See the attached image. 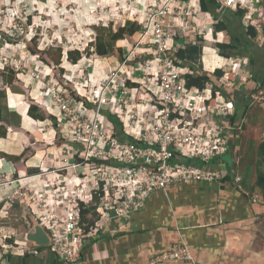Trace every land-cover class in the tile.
I'll return each mask as SVG.
<instances>
[{
	"label": "built area",
	"instance_id": "1",
	"mask_svg": "<svg viewBox=\"0 0 264 264\" xmlns=\"http://www.w3.org/2000/svg\"><path fill=\"white\" fill-rule=\"evenodd\" d=\"M24 1L0 0V34L7 35L5 44L11 39L25 47L13 56L1 48L0 66L43 83L42 95L61 116L55 122L56 134L44 138L59 146L61 166L50 171L54 178H47L44 172L37 175L48 184L46 192L37 194L27 188L18 189L14 195L26 202L36 223L46 231L50 238L46 247L62 262L76 264L85 247L106 230L114 235L126 228L152 193L172 184L221 180L211 162L232 151V138L243 133L244 121L240 125L232 123L236 108L222 90L210 85L203 90L188 89L182 70L175 65L172 55L185 47L179 36L185 37L192 30L196 39L209 31L205 26L203 33L191 19L205 20L188 0H140L150 11L143 24L139 23L143 39L111 73L98 62L88 72L67 71L70 93L61 91L38 62L31 64L33 55L26 40L39 35L34 33V24L27 25L29 9L23 5L20 10ZM216 4L220 10L245 12L242 23L246 31L261 28L262 0H216ZM139 17L135 14L134 20ZM90 43L80 51H93ZM62 48L69 50L68 46ZM139 48L143 53L151 49L148 56L158 62L156 67L137 54ZM230 61L224 59L221 84L241 88L248 67L236 63L229 71ZM126 67L129 75L123 73ZM129 88L136 89L135 99ZM250 103H264V89L252 94ZM110 116L118 120V128ZM71 153L74 163L69 162ZM235 182H241V178L236 177ZM254 201L259 198L254 197ZM83 208L92 210L86 219ZM118 222L122 227L112 226ZM2 260L0 252V264ZM167 260L193 261V255L187 245L179 244L154 262Z\"/></svg>",
	"mask_w": 264,
	"mask_h": 264
},
{
	"label": "crops",
	"instance_id": "2",
	"mask_svg": "<svg viewBox=\"0 0 264 264\" xmlns=\"http://www.w3.org/2000/svg\"><path fill=\"white\" fill-rule=\"evenodd\" d=\"M5 2L7 3L8 0ZM197 2L198 8L195 9L202 13L205 20H197L193 17L191 19L200 27L207 26L209 31L201 38L195 39V35L192 36L191 32H186L185 37L181 35L179 37L185 44L183 49L189 51V62L197 69L203 68L205 71L209 69L210 60L212 63L216 62L211 49L207 50L209 60L206 59L205 43L230 42V39L225 33L215 34L216 20L210 14L204 13L200 1ZM36 3L32 2V5ZM128 12L131 18L136 14L147 19L150 11L142 7L140 0H136ZM223 12L225 11L219 14L221 19L225 15ZM37 13L36 9L30 11V16H34L33 20L35 16L38 17ZM4 24L9 25L7 21ZM4 38H7V35L0 34V49L4 47L3 53L15 55L20 48L19 43L8 40L5 44ZM202 39H204L203 45H201ZM123 43L125 45L121 46L122 56L117 55L121 60L134 47L128 42ZM174 45L170 44V46ZM194 47H198V53L196 49L194 51ZM139 49L136 51L137 54ZM146 51L148 53L144 51L142 55H138L143 58L145 56L146 62L153 61V66L156 67L158 62L154 61L153 56H148L151 49ZM112 57L114 56L103 59L108 61ZM232 61L241 65L243 62L244 67L249 69L245 60L232 59ZM34 62L35 59L31 58V64ZM199 65L202 67L199 68ZM215 65L206 72L213 73L217 69H222L223 58L220 67ZM101 68L105 69L104 65H101ZM251 78L249 76V79ZM14 83L22 90V94H14L11 87H6L0 74V89H6L8 94V111H4L3 120H0V127L7 129V136L0 137L2 264H66L49 247H37L26 241L25 235L34 232L38 223L26 202L14 195L18 189L28 188L41 192L48 190L49 186L45 179L37 175L44 172L47 178H54V174L50 171L61 166L59 146L48 143L44 138L56 134L55 122L61 119V116L53 108L50 99L42 95L44 89L42 82L30 76L17 74V81ZM260 89L259 84L254 92ZM31 105L41 108L46 122H40L29 116ZM248 105L250 111L257 106L253 103ZM259 106L264 108V103ZM53 114L56 116L55 119ZM261 119L264 120L263 115ZM243 125H246V130L244 128L243 133L238 135L240 139H237L235 148L228 155L214 160L215 164H212L221 174V180L211 183L172 184L166 190L152 193L145 207L134 214L126 228L120 229L114 235L106 230L96 241L85 247L82 259L76 264H264V186L257 184V172L254 167L248 169L249 175L246 178H244L245 171L243 173L239 168L242 157L249 150L250 138H247V134L250 128L253 129L256 125L250 126L248 118L244 120ZM236 177H240L241 182H235ZM254 197H258L259 201H254ZM114 225L122 227L120 222L112 223V226ZM179 244L188 246L193 261L154 262L159 256ZM33 250L38 251L39 254H33L31 252Z\"/></svg>",
	"mask_w": 264,
	"mask_h": 264
},
{
	"label": "trees",
	"instance_id": "3",
	"mask_svg": "<svg viewBox=\"0 0 264 264\" xmlns=\"http://www.w3.org/2000/svg\"><path fill=\"white\" fill-rule=\"evenodd\" d=\"M201 8L204 13L210 14L214 20H216V25L214 26L215 34L216 33H225L230 39V42H223L216 44V50L220 56L225 59H237L245 60L249 65L248 75L251 79H247L244 85L241 88H238L237 85L225 88L221 84V79L225 73L222 69H217L213 73L206 72L203 70L197 69L196 66L191 64L188 60L189 51L186 49H180L178 53L173 54L175 65L179 70L189 69V71L183 72L186 87L188 89H200L203 90L209 85L213 86L215 89L222 90V92L230 97L233 101V104L236 108L235 117L231 119L232 123L239 124L240 122L246 120L250 114V97L254 94L258 85H261V89H264V0L261 4V14L259 16V23L261 24L260 29L254 27L248 28L246 31L242 23L245 16V12L239 10H220L216 4V0H199ZM225 11L223 19L219 16L220 12ZM33 15L28 17V23L32 24ZM113 23H109L103 26H97L95 30L97 31V37L95 43L91 44V47L94 48L96 56L99 58H104L107 56H122V48H118L119 42H128L132 45H135L143 39L141 34V27L138 21L126 20L121 26L117 29L112 28ZM111 26V27H110ZM11 41V39H9ZM16 43L18 41L12 40ZM11 41V42H12ZM202 41V40H201ZM26 45L29 48L30 52L33 55V58L38 57L35 61V65L38 62V65H41L44 69L46 75H49L55 79L61 91H70L71 86L65 78V73L69 71V66H78L76 70L71 72L80 73L83 70L88 72L92 68L93 62L91 61L92 55H90V50L84 52L80 51V48H70L68 51H65L60 46H50L47 41L35 37L33 39L26 40ZM189 48H193L188 46ZM187 47V48H188ZM198 47L196 53H198ZM67 55V59H64V56ZM36 56V57H34ZM88 57V58H87ZM87 60H85V59ZM82 61L85 63L80 64ZM91 63V64H90ZM0 74L4 80L6 87H11L14 94H22V90L19 87H16L14 82L17 81V73L11 70L10 68L0 66ZM6 89H0V120H3L4 111H8V96ZM248 105V106H247ZM256 112V111H255ZM257 113V114H256ZM252 115L256 120V124L253 126L261 125L264 130V120L261 119V116H264V109H258V111ZM29 116L40 122H46V117L44 112L39 106L31 105L29 107ZM52 117V116H51ZM55 114H53V119ZM110 119L116 125V128L119 127V122L115 117ZM8 124V123H7ZM246 125H243V130ZM246 130V128H245ZM253 129H251L252 131ZM242 134V133H241ZM240 135V134H239ZM7 136V129L0 127V137ZM246 139V137H244ZM243 138V140H244ZM237 139L240 137L236 134L232 138V149L235 148ZM247 140V139H246ZM248 141V140H247ZM244 143V142H243ZM249 150L242 157V160L239 163L240 171H245L244 178L248 174V169L254 167L257 172V184L264 186V140L259 142L255 141L253 138H250L248 141ZM215 164L214 161L211 162ZM198 166L203 165L200 162H197ZM213 169L218 170L217 168ZM247 172V173H246ZM83 210H85L83 208ZM92 210H85L83 212V218L91 214Z\"/></svg>",
	"mask_w": 264,
	"mask_h": 264
},
{
	"label": "rangeland",
	"instance_id": "4",
	"mask_svg": "<svg viewBox=\"0 0 264 264\" xmlns=\"http://www.w3.org/2000/svg\"><path fill=\"white\" fill-rule=\"evenodd\" d=\"M25 1L22 3V5H20V10L22 8L21 6L23 5L25 6L24 7L25 9L27 10L29 9L28 17L30 16L31 10L33 11V9H36V11H38V13L36 14L38 15V17L35 16L36 18L32 22V25L33 24L35 25L34 33L38 32L39 38L42 40L47 39V43L50 46L56 44L55 46H59V45H61L62 47L68 46L69 49L80 48L82 50L86 47L87 43L91 42L90 45L93 42L95 43L97 37V31L95 30V28L97 26H103L109 23H113L111 25L114 30L117 29L119 26H121L126 20L129 19L132 21L134 20V18H131L128 12L131 6H133V3H130L131 0H129L128 4L126 2L127 0H108V1L107 0H31V2L29 0H25ZM135 1L136 0H134L133 2ZM197 1L199 0H190L189 2L193 8H198ZM32 2H37V3L36 5H32ZM3 3H5V0H3ZM19 4H21V1H19ZM78 10H80V12H78ZM19 17L22 16L19 15ZM21 21L23 20L21 19ZM137 21L140 24H143L144 18L140 17L137 19ZM27 25H31V24L27 23ZM200 29L201 31H203V33L206 32L205 27L203 28V26H201ZM187 32H191L192 36L194 34L192 30H189ZM216 40L217 37L215 38V41ZM201 42H202L201 45H203L204 39H202ZM117 45L119 48L125 44L122 42V43H118ZM19 46H20L18 50L19 52L25 50V47L22 45L21 41H19ZM130 47L131 46H129V48ZM215 47H216L215 43L213 44L205 43L204 45V54L206 56V59L209 60V58L207 57V50L209 49L213 50L214 53L212 54L216 58L215 63H212V60L208 62L209 64L208 70H211V67H213L215 64H216L215 66L220 67L222 58L223 61L225 59L224 57L219 55ZM142 53H143V49H139L138 54L140 55ZM90 55H92L91 61L93 63L98 62L97 63L98 65L100 66L104 65L105 69L109 73L117 70L120 67V64L122 63V60L118 58V56H114L108 61L107 60L104 61L103 58L101 59L96 56L95 50L90 51ZM83 63L85 62L82 61L80 64ZM235 65L236 63L232 61V63L228 66L229 71L234 69ZM69 67H70L69 71H73L78 69L79 65L78 66L70 65ZM200 67L202 66L199 65V68ZM184 70L189 71L188 68ZM184 70H182V72H184ZM208 70L205 69V71ZM123 73L129 75L128 67L124 69ZM243 77L245 78L243 79V81L240 82L242 85H244L247 79H249V75L243 73ZM129 92L132 99H135L137 92L136 89L129 88ZM259 107H260L259 104H257V106L252 108V110L250 111L248 117V122L251 124L250 126H253L254 123L256 122V120L252 117V115L255 114L258 111V109H264ZM251 129L252 127L250 128V131L247 134V138H253L255 141H259V142L264 140V135H263L264 130L262 129L261 125L254 127L252 131ZM246 150L247 149H245L244 152H246ZM69 162L70 163L75 162L73 153H71L70 155ZM80 170L84 172L85 169L80 168ZM33 191L36 192L37 194H42V192L39 190L33 189Z\"/></svg>",
	"mask_w": 264,
	"mask_h": 264
},
{
	"label": "water",
	"instance_id": "5",
	"mask_svg": "<svg viewBox=\"0 0 264 264\" xmlns=\"http://www.w3.org/2000/svg\"><path fill=\"white\" fill-rule=\"evenodd\" d=\"M25 239L37 247H46L50 244L49 236L39 224L35 226L34 232L25 235Z\"/></svg>",
	"mask_w": 264,
	"mask_h": 264
}]
</instances>
